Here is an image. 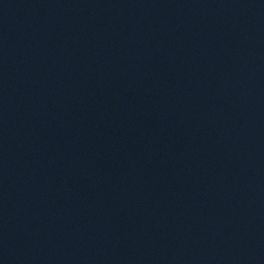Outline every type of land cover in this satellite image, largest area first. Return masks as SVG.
<instances>
[{
	"label": "water",
	"instance_id": "95a60500",
	"mask_svg": "<svg viewBox=\"0 0 264 264\" xmlns=\"http://www.w3.org/2000/svg\"><path fill=\"white\" fill-rule=\"evenodd\" d=\"M0 264H264V0H0Z\"/></svg>",
	"mask_w": 264,
	"mask_h": 264
}]
</instances>
